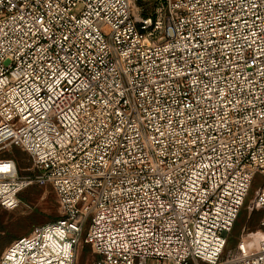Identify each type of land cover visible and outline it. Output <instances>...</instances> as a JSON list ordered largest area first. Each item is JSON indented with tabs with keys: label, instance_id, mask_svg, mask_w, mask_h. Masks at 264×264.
Instances as JSON below:
<instances>
[{
	"label": "built area",
	"instance_id": "built-area-1",
	"mask_svg": "<svg viewBox=\"0 0 264 264\" xmlns=\"http://www.w3.org/2000/svg\"><path fill=\"white\" fill-rule=\"evenodd\" d=\"M137 1L0 0V207L63 211L0 264H264L225 251L256 173L264 227V0Z\"/></svg>",
	"mask_w": 264,
	"mask_h": 264
},
{
	"label": "rangeland",
	"instance_id": "rangeland-1",
	"mask_svg": "<svg viewBox=\"0 0 264 264\" xmlns=\"http://www.w3.org/2000/svg\"><path fill=\"white\" fill-rule=\"evenodd\" d=\"M151 1L139 0L137 5L143 6L145 12L151 11ZM0 157L15 160L23 175H29L33 171V163L29 155L17 147H6L0 149ZM263 182V175L256 173L255 181L249 190L247 197L241 207L238 218L227 235L225 251L238 246L240 241H250L259 233L264 232L261 226V211L251 209V203ZM63 211L58 197L51 186L32 185L19 194V203L16 207L6 209L0 207V256L6 247L15 239L28 235L38 225L56 220L62 217ZM84 227L83 236L86 233ZM248 243V242H246ZM94 255L91 247L85 243L77 247L76 264H92Z\"/></svg>",
	"mask_w": 264,
	"mask_h": 264
},
{
	"label": "bare ground",
	"instance_id": "bare-ground-1",
	"mask_svg": "<svg viewBox=\"0 0 264 264\" xmlns=\"http://www.w3.org/2000/svg\"><path fill=\"white\" fill-rule=\"evenodd\" d=\"M259 238H260V235H257V236H255L254 238H253V241H248V245H251V244H257L258 243V240H259ZM239 243H246V242H244V241H240ZM76 257H77V250H76Z\"/></svg>",
	"mask_w": 264,
	"mask_h": 264
},
{
	"label": "snow or ice",
	"instance_id": "snow-or-ice-1",
	"mask_svg": "<svg viewBox=\"0 0 264 264\" xmlns=\"http://www.w3.org/2000/svg\"><path fill=\"white\" fill-rule=\"evenodd\" d=\"M0 171H8V166H0Z\"/></svg>",
	"mask_w": 264,
	"mask_h": 264
}]
</instances>
